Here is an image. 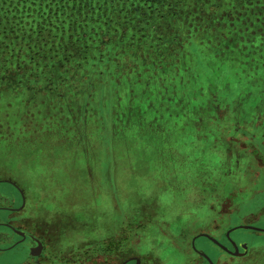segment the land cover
<instances>
[{
    "label": "rangeland",
    "instance_id": "obj_1",
    "mask_svg": "<svg viewBox=\"0 0 264 264\" xmlns=\"http://www.w3.org/2000/svg\"><path fill=\"white\" fill-rule=\"evenodd\" d=\"M155 4L166 34H125L114 79L0 76V208L20 205L14 183L30 222L89 231L110 264H197V234L264 229V0Z\"/></svg>",
    "mask_w": 264,
    "mask_h": 264
},
{
    "label": "trees",
    "instance_id": "obj_2",
    "mask_svg": "<svg viewBox=\"0 0 264 264\" xmlns=\"http://www.w3.org/2000/svg\"><path fill=\"white\" fill-rule=\"evenodd\" d=\"M150 15L105 0H0V76L33 85L114 79L110 54L126 47L125 34H152Z\"/></svg>",
    "mask_w": 264,
    "mask_h": 264
},
{
    "label": "flooded vegetation",
    "instance_id": "obj_3",
    "mask_svg": "<svg viewBox=\"0 0 264 264\" xmlns=\"http://www.w3.org/2000/svg\"><path fill=\"white\" fill-rule=\"evenodd\" d=\"M157 1L105 0L110 5H119L120 8L138 11L140 16L145 14L150 15L152 12L153 15L149 16V18H155L153 22L154 26L151 30L152 34H156L158 28L161 29V26H159L161 22L157 23V18L163 16L164 20L162 22L164 23L166 21L164 11L172 9L171 6L164 8L156 5ZM161 30L163 32V29ZM14 187L17 190V198L21 201L20 205L15 209L0 208V211L8 213L14 218V220H5L3 217H0V264L111 263L112 260L108 254L93 255L90 253L91 246H88L86 242L85 245H80L84 237H86L85 241L90 238L89 231L85 230L86 234L82 233L77 239L71 238L68 241L66 240L67 233L64 237L60 224L46 222L43 213H37L38 222H30L36 207H34L32 199L29 200L28 192L22 191L17 185ZM238 227L241 226H234L228 229L223 238L213 237L205 233L194 236L188 247L200 259L197 264H264V246H262L259 240L262 233L242 229L233 231ZM102 234L104 235V233ZM63 237L64 240L62 241ZM212 239L216 240L221 246L213 242ZM68 251L72 252L67 254ZM165 260L170 264L179 262V259L177 261ZM121 264L147 263L143 258L129 257L125 258Z\"/></svg>",
    "mask_w": 264,
    "mask_h": 264
},
{
    "label": "water",
    "instance_id": "obj_4",
    "mask_svg": "<svg viewBox=\"0 0 264 264\" xmlns=\"http://www.w3.org/2000/svg\"><path fill=\"white\" fill-rule=\"evenodd\" d=\"M7 183L12 184L11 182H7ZM12 185L16 186L15 184H12ZM240 229H242V230H253V231H258V232H263L264 233V229H260V228H256V227H252V226H241V227H238V228L234 229L233 231L240 230ZM212 241L215 242L216 244L220 245L216 240L212 239Z\"/></svg>",
    "mask_w": 264,
    "mask_h": 264
},
{
    "label": "crops",
    "instance_id": "obj_5",
    "mask_svg": "<svg viewBox=\"0 0 264 264\" xmlns=\"http://www.w3.org/2000/svg\"><path fill=\"white\" fill-rule=\"evenodd\" d=\"M28 198H29V200H30V199H32L30 195H29V197H28ZM54 215H55V214H54Z\"/></svg>",
    "mask_w": 264,
    "mask_h": 264
}]
</instances>
